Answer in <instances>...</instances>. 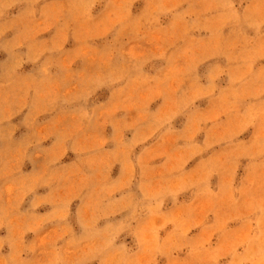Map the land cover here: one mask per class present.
I'll use <instances>...</instances> for the list:
<instances>
[{"label": "rangeland", "instance_id": "rangeland-1", "mask_svg": "<svg viewBox=\"0 0 264 264\" xmlns=\"http://www.w3.org/2000/svg\"><path fill=\"white\" fill-rule=\"evenodd\" d=\"M0 264H264V0H0Z\"/></svg>", "mask_w": 264, "mask_h": 264}]
</instances>
